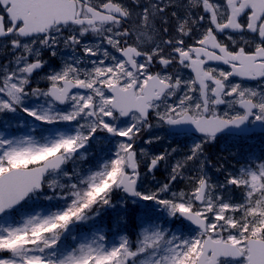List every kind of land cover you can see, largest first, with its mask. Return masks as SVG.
<instances>
[{
	"label": "snow or ice",
	"instance_id": "6c2138e0",
	"mask_svg": "<svg viewBox=\"0 0 264 264\" xmlns=\"http://www.w3.org/2000/svg\"><path fill=\"white\" fill-rule=\"evenodd\" d=\"M0 264H264V0H0Z\"/></svg>",
	"mask_w": 264,
	"mask_h": 264
}]
</instances>
